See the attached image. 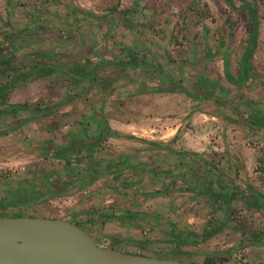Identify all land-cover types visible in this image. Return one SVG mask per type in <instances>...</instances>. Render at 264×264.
<instances>
[{
  "label": "rangeland",
  "instance_id": "1",
  "mask_svg": "<svg viewBox=\"0 0 264 264\" xmlns=\"http://www.w3.org/2000/svg\"><path fill=\"white\" fill-rule=\"evenodd\" d=\"M246 1L258 10L252 63L264 73V0ZM235 6L226 0H0V45L14 67L43 51L65 55L61 60L70 66L90 67L99 56L130 60L131 52L150 65L125 71L104 67L99 75L105 83L90 89L88 82L70 88L62 75L24 81L6 103L0 99V109L8 103L47 107L65 100L38 120H31L36 112L23 110L0 115V201L26 197L19 207L0 208V216L93 217L112 231L105 240L126 252L201 264H264V207L249 205L248 195H236L229 213L191 188L214 175L264 195V129L226 119L242 120L255 107L264 110V79L251 77L238 88L225 75V53L232 74L240 72L253 25L239 0ZM8 73L0 83L13 74ZM199 74L215 79L216 95L231 101L221 105L177 90L153 92L176 87L171 76L199 94ZM101 117L137 138L108 136L72 157L46 156L79 130L94 137ZM73 175L86 177L80 182ZM161 189L167 194L147 195ZM221 225L201 243L178 246L167 240L174 226L201 233ZM113 238L120 240L113 244Z\"/></svg>",
  "mask_w": 264,
  "mask_h": 264
},
{
  "label": "trees",
  "instance_id": "2",
  "mask_svg": "<svg viewBox=\"0 0 264 264\" xmlns=\"http://www.w3.org/2000/svg\"><path fill=\"white\" fill-rule=\"evenodd\" d=\"M231 6H235V0H226ZM241 2V6L245 8L253 20L252 31L249 33L247 45L245 46L242 58L240 60V72L237 75H233L230 71V56L228 53H225L223 56L224 60V68L225 75L227 80L234 86L241 88L242 85L246 84V82L251 77H256L252 74L251 70L255 68L252 63V57L254 55L255 49L258 43L259 37V19H258V10L254 3L239 0ZM206 53L210 54L212 51L208 47L206 48ZM66 56L59 53L53 52H37L33 53V59L26 63L19 64L14 67L13 59L8 55L6 49L0 45V77L8 76L10 73L8 71H12V76L5 82L0 83V99H3V102H7L9 92L14 89L15 85H18L21 82L39 79L43 77H48L51 75H62L63 80L69 83L70 88H74L79 86L83 82H88L90 89L92 84H104L106 78L101 77L99 75L100 69L104 67H116L119 71L129 70L131 68H138L141 66L150 67V65L142 59H138L136 55L131 52V59H117L110 60L105 57L99 56L98 62L96 64H91V66H85L84 63L78 64V66H70L61 59ZM152 66V65H151ZM20 69V70H19ZM153 69L157 73H163L161 69H158L153 66ZM7 73L5 74V72ZM170 80L174 82L176 87L173 89H162L157 88L153 89V92H168L177 90L186 94L191 98H203V99H215L217 102L222 104H227L231 101V99H227L222 101L216 95L217 89V81L215 79L210 78L208 75L199 74L197 78V86L199 87V94H193L186 86L182 85L179 81H177L174 77L169 76ZM258 78V77H256ZM72 95H69L65 99H68ZM65 100L60 102L55 106H47L40 107L39 105H35V107H31L28 102L23 103H8L6 107L0 109V115L12 113L15 114L18 111H28V112H36L35 115L31 117V120H38L41 117H45L49 114H52L54 111V107H57L64 103ZM236 109V108H235ZM244 118L241 120L239 118H235L232 116H227L226 119L228 122L236 123V124H245L249 125L252 128H261L264 129V110L258 107L252 108L250 111L245 112ZM106 118L101 117V127L94 137H89L84 130H79L76 134H73L70 140L63 145L52 147V150L45 153L46 156H51L55 158H66L70 155L81 154L85 151L92 150L97 147L98 144L105 137L111 136L114 138H137L134 135L122 134L119 131L113 129L109 123L105 120ZM27 119L21 120L18 122V126L26 122ZM3 132H0V135ZM154 147L169 149L172 152H176L173 148H170L168 144L158 143L155 141H148ZM177 154H189V155H197V152H177ZM72 180H78L80 178L86 177L81 175H73ZM196 194H205L210 199L213 200L214 206L216 209H221L222 207H226L228 212H232V202L236 195H241L245 198L247 195L252 198L251 201L246 202L255 207H264V195L257 191L254 187L249 186L247 190H244L238 187L235 184H229L224 181L221 177H216L214 175H208L206 177L201 178L191 187ZM167 189L156 190L150 193H147L148 196L156 197L160 195H166ZM26 202V197L23 195L19 196H11L8 200L3 201L1 203V208H6L9 205H19L21 203ZM17 216V215H16ZM222 226L215 229H205L203 232L199 233L193 230H181L174 226V230L170 232L171 237L167 239L170 243L175 245H189V244H197L204 242L213 236H215L218 232L222 230ZM120 239H112V243L119 241Z\"/></svg>",
  "mask_w": 264,
  "mask_h": 264
},
{
  "label": "water",
  "instance_id": "3",
  "mask_svg": "<svg viewBox=\"0 0 264 264\" xmlns=\"http://www.w3.org/2000/svg\"><path fill=\"white\" fill-rule=\"evenodd\" d=\"M252 74L264 79L256 68ZM89 226L53 216H0V264H201L120 250Z\"/></svg>",
  "mask_w": 264,
  "mask_h": 264
},
{
  "label": "crops",
  "instance_id": "4",
  "mask_svg": "<svg viewBox=\"0 0 264 264\" xmlns=\"http://www.w3.org/2000/svg\"><path fill=\"white\" fill-rule=\"evenodd\" d=\"M108 123H109V125L110 126H112V124L109 122V121H107ZM121 123V125L123 126V125H125V122H120ZM129 134H131V133H129ZM73 156H75V155H73ZM67 157H72V155H70V156H67ZM58 159H62V158H58ZM124 166H125V164H124ZM81 176H83V175H81ZM84 179V177L83 178H80V179H78L80 182H81V180H83ZM77 180V181H78ZM9 198H6V199H2L1 201H0V208H1V203L3 202V201H6V200H8ZM21 204H19V205H9V206H7L6 208H1L2 210H5V211H8V210H11V209H14V208H16V207H19ZM80 206H81V203L79 204ZM83 206V205H82ZM31 215V214H30ZM83 218H85V217H83ZM90 218V219H89ZM88 219L90 220H80L79 218H72V220H75V221H78V222H81V223H83V224H85V225H87V226H89L91 229H93L95 232H96V234H98L101 238H103V239H105L104 237H106L107 239H108V236L106 235V233H111L112 231H110L109 232V230H103V228H102V226H101V223L98 221V222H96V223H94V219H93V217H89ZM69 219H71V218H69ZM76 219H78V220H76ZM112 234V233H111ZM111 234L109 235L110 237H112L111 236ZM114 236V235H113ZM113 239H117V238H113Z\"/></svg>",
  "mask_w": 264,
  "mask_h": 264
}]
</instances>
